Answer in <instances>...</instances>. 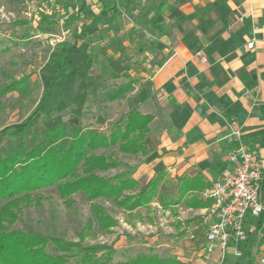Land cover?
I'll return each mask as SVG.
<instances>
[{
  "label": "crops",
  "instance_id": "crops-1",
  "mask_svg": "<svg viewBox=\"0 0 264 264\" xmlns=\"http://www.w3.org/2000/svg\"><path fill=\"white\" fill-rule=\"evenodd\" d=\"M73 1L71 58L81 54L85 68L100 67L104 81L132 82L133 99L146 104L141 111L164 121L152 127V151L138 157L134 178L148 182L162 163L174 186L201 180L188 199L212 200L213 184L233 169L228 125L236 122L260 161L264 201V0ZM212 206L173 207L174 218L187 223L181 243L200 245L197 264H261L264 215L246 217L247 240L232 244L223 262L218 253L205 254Z\"/></svg>",
  "mask_w": 264,
  "mask_h": 264
},
{
  "label": "trees",
  "instance_id": "trees-1",
  "mask_svg": "<svg viewBox=\"0 0 264 264\" xmlns=\"http://www.w3.org/2000/svg\"><path fill=\"white\" fill-rule=\"evenodd\" d=\"M75 48L76 44L62 57L59 74L68 67ZM127 70L121 68L116 71ZM96 85V82L87 80L79 83L77 91L69 98L76 107L69 121L61 115L65 108L62 106L46 115L41 123H36L37 114H34L22 123L0 130V264H72L70 260L78 255H82L81 259L74 264H183L175 256L160 257L152 251L114 261L116 251L112 246L102 251L83 245L95 223L99 233H110V229L117 225L116 220L95 202L99 199L107 200L115 208L129 213L148 207L156 197H159L165 210L179 204L204 208L213 202H202L196 197L188 199L189 190L199 188L196 182L201 180L180 179L174 186L168 181L162 163L155 166L154 177L139 187L133 178L134 168L112 154H104V150L117 148L122 155H149L152 151L150 125L154 116L130 111L109 133L82 126L79 120L89 90ZM17 90L14 85L1 93L5 95ZM131 91L132 82L121 84L103 94L104 102L123 99ZM121 167L124 170L112 177L100 175ZM54 186L68 206L73 202L72 196L78 193H83L91 203L95 222L90 219L77 233V242L13 228L21 219L22 208L38 204L39 193Z\"/></svg>",
  "mask_w": 264,
  "mask_h": 264
},
{
  "label": "rangeland",
  "instance_id": "rangeland-1",
  "mask_svg": "<svg viewBox=\"0 0 264 264\" xmlns=\"http://www.w3.org/2000/svg\"><path fill=\"white\" fill-rule=\"evenodd\" d=\"M74 3L72 0H0V130L22 123L34 114H37L36 123H41L46 115L62 106L65 108L61 115L65 121H69L76 108L69 98L84 79H94L98 83L89 90V97L79 120L82 126L109 133L119 119L130 111L146 114L141 111L146 104L138 105L139 102L133 99L132 91L123 99L104 102L103 94L115 90L123 81H104L102 69L85 68L81 54L70 58L66 70L59 74L62 57L75 45L74 16L77 13L72 5ZM14 85L19 90L2 95V91ZM155 119L154 117L150 125L151 131L154 125L163 127L164 121ZM152 135L151 132L150 137ZM102 152L114 155L134 168V171L135 164L141 159L138 157H144L122 155L117 148ZM123 170L121 167L100 175L112 177ZM148 182L139 181V187ZM39 195L41 197L38 204L22 208L21 219L14 229L77 242V233L90 219L95 222L91 203L83 193L73 195V202L69 206L60 197L55 186L42 190ZM95 202L116 220L117 225L110 229V233H99L95 223L92 233L83 243L84 246L97 247L102 251L112 246L116 251L114 261H123L150 251L160 257L175 256L179 261L187 259L188 264H197V260H200V245L193 241L197 237H194L189 247L181 243V228L187 227V223L184 225L174 218L177 214L173 212V208L163 209L159 197L148 207L131 213L115 208L104 199ZM77 253L76 251L75 254ZM81 256L73 257L70 263L74 264ZM227 258L232 260L233 256L227 255Z\"/></svg>",
  "mask_w": 264,
  "mask_h": 264
},
{
  "label": "built area",
  "instance_id": "built-area-1",
  "mask_svg": "<svg viewBox=\"0 0 264 264\" xmlns=\"http://www.w3.org/2000/svg\"><path fill=\"white\" fill-rule=\"evenodd\" d=\"M247 47L252 49L254 42H249ZM228 126L231 130L230 137L236 143V148L230 155L233 169L215 182L207 194L213 200L210 219L214 221L206 232L204 250L207 256L218 253L221 262L225 260L232 244L247 240L244 227L246 217L264 215L260 161L243 144L242 131L237 123L231 122ZM236 255L240 256V253ZM260 262L264 264V259Z\"/></svg>",
  "mask_w": 264,
  "mask_h": 264
}]
</instances>
